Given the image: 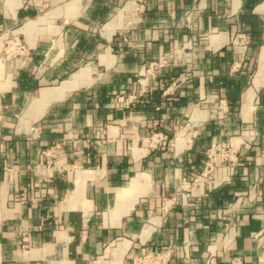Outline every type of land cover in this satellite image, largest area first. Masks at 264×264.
Segmentation results:
<instances>
[{
	"label": "crops",
	"instance_id": "0c3cea01",
	"mask_svg": "<svg viewBox=\"0 0 264 264\" xmlns=\"http://www.w3.org/2000/svg\"><path fill=\"white\" fill-rule=\"evenodd\" d=\"M10 30L27 51L0 62V264L165 247L168 264H264V0H0ZM216 145L235 161L184 199Z\"/></svg>",
	"mask_w": 264,
	"mask_h": 264
},
{
	"label": "built area",
	"instance_id": "2783aa9c",
	"mask_svg": "<svg viewBox=\"0 0 264 264\" xmlns=\"http://www.w3.org/2000/svg\"><path fill=\"white\" fill-rule=\"evenodd\" d=\"M5 37H10L9 42H12L13 46H16V55H23L27 51L26 44L22 41L18 32L14 30L3 32L2 34H0V43ZM170 62V57L163 56L159 57L156 60L150 61L146 65L145 72L141 73V76H143L147 82H145V80L138 79L137 82L139 83V87L132 90V93L128 96L127 101L135 100L141 96H144L148 92L149 84H151V81H155L157 73L160 71V69L167 66ZM151 140L152 144L156 143L157 141L154 136L151 138ZM43 153L48 159L55 156L52 148L45 149ZM234 155L236 157V150H232V147H230L229 145H216L215 147L211 148L207 152L209 160L207 169L191 179L184 178L177 189L178 194H181V196L185 199L197 195L198 191L200 190L201 192H203L205 190V187H212V185L214 184L213 180H207L206 178L202 177L206 175V172L208 170H214L211 161H213L214 159H220V163H222H219L218 168H220L223 167L228 161L234 162ZM209 166H212L211 169L208 168ZM174 199L176 201L177 197ZM174 255L179 256V254L172 247H165L160 250L137 254L133 257V260L129 264H168ZM185 264L194 263L185 261Z\"/></svg>",
	"mask_w": 264,
	"mask_h": 264
},
{
	"label": "rangeland",
	"instance_id": "374dc122",
	"mask_svg": "<svg viewBox=\"0 0 264 264\" xmlns=\"http://www.w3.org/2000/svg\"><path fill=\"white\" fill-rule=\"evenodd\" d=\"M10 37H5L1 41L0 45V62L3 64L4 70L7 72V68L10 66L12 61L14 62L17 58H19L21 55H16V46H13L12 42H9ZM220 159L216 160L214 159L211 161L212 166L214 169H217L219 167ZM218 163V164H217ZM222 164V163H220ZM224 164V163H223ZM212 166H209L208 168L211 169ZM215 170L207 171L205 176H202L203 178H206L207 180H213V174Z\"/></svg>",
	"mask_w": 264,
	"mask_h": 264
},
{
	"label": "bare ground",
	"instance_id": "6f19581e",
	"mask_svg": "<svg viewBox=\"0 0 264 264\" xmlns=\"http://www.w3.org/2000/svg\"><path fill=\"white\" fill-rule=\"evenodd\" d=\"M45 91H46V92L49 91V93H50V92H53V94H54V93H56V92H59L60 90H58V89H57V90H43L42 93L48 95L49 93H46ZM40 105H41V100H40V99H34V100H33V104H32L31 107H32V109H35V110H36V109H38V108L40 107Z\"/></svg>",
	"mask_w": 264,
	"mask_h": 264
}]
</instances>
